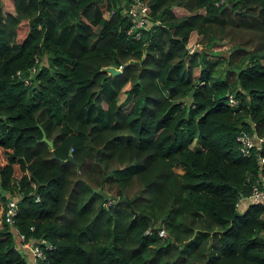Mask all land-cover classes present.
I'll return each mask as SVG.
<instances>
[{
	"label": "trees",
	"instance_id": "trees-1",
	"mask_svg": "<svg viewBox=\"0 0 264 264\" xmlns=\"http://www.w3.org/2000/svg\"><path fill=\"white\" fill-rule=\"evenodd\" d=\"M144 1L0 0V264H264V0Z\"/></svg>",
	"mask_w": 264,
	"mask_h": 264
},
{
	"label": "built area",
	"instance_id": "built-area-1",
	"mask_svg": "<svg viewBox=\"0 0 264 264\" xmlns=\"http://www.w3.org/2000/svg\"><path fill=\"white\" fill-rule=\"evenodd\" d=\"M130 19V23L127 27V33H130L134 37H138L141 33L143 28H146L152 22L151 15H150V7L147 2L144 0H128L127 2H122V9H121ZM189 50H192L193 47L188 45ZM33 68V67H32ZM230 104H235L236 99L233 95L230 94L228 99ZM235 138L238 141L239 150L243 153H247L249 147L252 146L254 143H259L264 139L263 135H255L253 133L247 132L243 129L239 130L235 134ZM260 160H264V156L259 157ZM262 185H258L254 183L251 185V190L248 195L243 196L239 195L236 203L240 205L243 201H252V200H264V179L261 180ZM17 204L16 199L14 197H8L5 203V210H4V218L5 220L12 225L13 230L16 235L20 237V239H24V233L18 231L16 226L13 224V217L17 213ZM39 240L44 241V238ZM39 240L36 239L34 242H30L28 240H23L20 244L24 247H28L33 255V260L35 261V257H43L44 252L39 246ZM50 246V243L48 244Z\"/></svg>",
	"mask_w": 264,
	"mask_h": 264
},
{
	"label": "rangeland",
	"instance_id": "rangeland-1",
	"mask_svg": "<svg viewBox=\"0 0 264 264\" xmlns=\"http://www.w3.org/2000/svg\"><path fill=\"white\" fill-rule=\"evenodd\" d=\"M123 2V0H121V3ZM22 28V27H21ZM192 37H195L194 39L195 40H193L192 42H191V46L193 47V48H203L204 47V44H202V42H200V41H198L196 38H197V35L195 34V33H193V36ZM221 53H223V54H227L228 53V51H229V49H227V48H222V49H220L219 50ZM42 61H44V60H42ZM223 65V63H220V65H218L219 67H221ZM192 145H197V142H193L192 143ZM3 205H4V203H3V201H2V199H0V220H1V209L3 208ZM239 206V205H238ZM240 209H242V207L240 208ZM160 234H163V235H165L166 233H167V231L166 230H164V229H162V228H160L159 227V231H158ZM200 238V236H198L197 237V240Z\"/></svg>",
	"mask_w": 264,
	"mask_h": 264
},
{
	"label": "water",
	"instance_id": "water-1",
	"mask_svg": "<svg viewBox=\"0 0 264 264\" xmlns=\"http://www.w3.org/2000/svg\"><path fill=\"white\" fill-rule=\"evenodd\" d=\"M103 68H104L105 70L110 71L111 73H117V72L120 71L119 68H117V67H115V66H112V65H108V66H105V67H103ZM42 138H43V139H46V140L48 141V143L50 144V146L53 145V144H52V139L47 138L44 132H43V134H42ZM69 158H70V159L72 158L71 154L69 155ZM77 167H79V163H77ZM98 191L101 192V193H103V195L106 197V194L102 191L101 188H98ZM123 200H124V199H123ZM124 201L127 202V200H124ZM150 223H151V227H152L153 224H152V222H150ZM157 226H159V224H158Z\"/></svg>",
	"mask_w": 264,
	"mask_h": 264
}]
</instances>
